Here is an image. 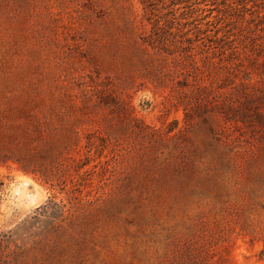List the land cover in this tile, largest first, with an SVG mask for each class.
Wrapping results in <instances>:
<instances>
[{
  "label": "rangeland",
  "instance_id": "rangeland-1",
  "mask_svg": "<svg viewBox=\"0 0 264 264\" xmlns=\"http://www.w3.org/2000/svg\"><path fill=\"white\" fill-rule=\"evenodd\" d=\"M198 85L264 112V0H0V264H264V126Z\"/></svg>",
  "mask_w": 264,
  "mask_h": 264
},
{
  "label": "trees",
  "instance_id": "trees-1",
  "mask_svg": "<svg viewBox=\"0 0 264 264\" xmlns=\"http://www.w3.org/2000/svg\"><path fill=\"white\" fill-rule=\"evenodd\" d=\"M249 85L250 84H243L242 88L245 90L249 87ZM207 91L208 88L198 85L196 90L193 92L194 98L198 99H196L194 103L191 102L189 104L191 107L192 105L195 106L190 111H188L187 108L185 109V121L187 124L191 125L194 122L196 115L200 113L203 117V122L205 125H207L214 133L228 132L229 130L227 129V122H233L236 127H239L240 124H243L247 128L255 127L257 125L264 126V112L260 110L255 112L257 121L251 120L250 115L248 114L250 111L247 108L249 101H247L246 98L244 101H240V104L237 105L236 102H231V99L223 98L226 96L223 94L214 96L212 93H209L208 96H206ZM261 129L264 130V128ZM175 130L176 128H171L169 134ZM40 132V130H36V133ZM181 135H183V133H180L175 138H178ZM181 154H184V150H182ZM8 159L9 158L7 156H0V163L6 164ZM16 162L23 165L26 163V159H18ZM22 165L21 168L25 173L34 177H38L40 175L46 179L47 184L50 183V181H53L49 180L48 177L45 176L41 170L39 171L37 167L34 166V168L31 169ZM4 186V182L0 181V192ZM175 251L177 254L174 256L171 254L173 259L169 261L170 264H213L214 261L221 260H215L217 256L215 255L216 253L214 250L210 247L206 249L205 246L196 247L185 244L184 248H179Z\"/></svg>",
  "mask_w": 264,
  "mask_h": 264
}]
</instances>
